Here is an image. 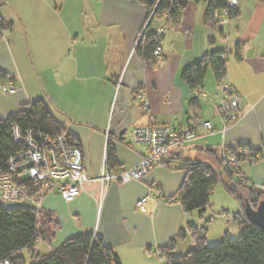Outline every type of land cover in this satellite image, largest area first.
<instances>
[{
    "label": "crops",
    "instance_id": "obj_1",
    "mask_svg": "<svg viewBox=\"0 0 264 264\" xmlns=\"http://www.w3.org/2000/svg\"><path fill=\"white\" fill-rule=\"evenodd\" d=\"M206 7L190 3L173 28L153 24L148 31L161 27L167 33L160 42L161 55L145 60L137 47L147 10L137 0H0V69L15 85L13 93H0V116L44 101L82 149L91 179L73 202L53 191L43 197V211L59 222L47 244L50 254L68 239L92 232L123 264H164L159 250L179 231H187L189 224L205 226L208 207L202 219L198 212L186 213L178 199L186 177L179 163L155 165L140 180L111 182L103 190L95 180L109 143L116 152L115 170L139 164L147 146L135 143L131 133L148 125L151 117L157 124L194 129L200 135L173 150L171 161L189 159L220 169L222 149L257 150L258 159H243L239 168L250 185L264 190V6L258 0H239V16L214 29L203 23ZM237 43L242 45L241 60L235 54ZM222 50L228 55L223 82L217 83L209 71L202 89H190L181 79L183 70ZM223 86L243 98L239 120L227 128L219 111ZM137 92L145 95L144 105ZM204 122L215 128L207 137H202ZM208 230L206 226L207 239ZM194 246L188 234L178 240L175 252L181 255Z\"/></svg>",
    "mask_w": 264,
    "mask_h": 264
},
{
    "label": "trees",
    "instance_id": "obj_2",
    "mask_svg": "<svg viewBox=\"0 0 264 264\" xmlns=\"http://www.w3.org/2000/svg\"><path fill=\"white\" fill-rule=\"evenodd\" d=\"M147 10L148 25L142 34L137 51L145 60L155 58L154 51L162 41L156 31H148L153 24L164 22L173 28L178 24L180 16L187 10L190 3L206 4L203 23L214 29L218 25L215 12L228 9L233 18L239 16V10L228 7L227 0H137ZM264 6V0H258ZM0 28H4L0 20ZM242 45L237 43L235 54L241 60ZM228 55L226 51H215L204 55L200 60L183 70L181 79L192 90L202 89L209 71L217 83H222L227 74ZM13 83L10 74L0 69V85ZM19 126L23 132L32 130L35 133L48 135L64 134L71 145L79 146L74 137L68 135L64 127L53 116L49 106L42 100L10 114L6 118L0 116V175L8 173V161L24 149L23 144L16 143L13 138V128ZM255 156L259 152L252 149ZM107 163L111 168L117 167V158L111 143L107 147ZM179 163L185 172V181L180 188L178 199L186 213L198 212L205 219L210 198L217 186L222 183L226 189L239 201L242 213L236 214L240 235L237 239L226 236L220 243L209 245L205 235L206 228L198 230L189 224L187 231H179L176 239L159 250V257L164 264H264V234L252 223L246 213L247 204L256 208L264 199L263 188L250 185L241 172H231L222 166L217 169L210 163L184 159L166 161L170 166ZM222 173V174H220ZM162 196L160 197V199ZM211 216V215H210ZM209 217V216H208ZM208 222L206 218L205 223ZM209 223V222H208ZM59 228L56 217L43 209L37 213L32 206L7 207L0 203V260L10 258L14 264H28L22 250H28L31 264H123L119 255L108 247L102 238L92 232L75 236L55 249L50 255L41 256L35 251L39 242L51 244ZM190 234L195 246L184 254H177L178 240L187 238Z\"/></svg>",
    "mask_w": 264,
    "mask_h": 264
},
{
    "label": "built area",
    "instance_id": "obj_3",
    "mask_svg": "<svg viewBox=\"0 0 264 264\" xmlns=\"http://www.w3.org/2000/svg\"><path fill=\"white\" fill-rule=\"evenodd\" d=\"M227 5L231 9L239 10V0H227ZM215 16L218 19V26L221 27L228 26L233 18L228 9L216 11ZM156 33L163 37L167 29L159 27ZM0 36L3 37L2 28H0ZM161 52L162 47L159 44L154 51V56L159 57ZM14 91L13 83L0 85V93L3 95ZM221 94L222 103L219 111L225 122L224 128H227L239 120L243 98L228 86L221 88ZM136 99L143 105L146 102L145 95L141 92L136 93ZM150 119L151 122L148 125L136 127L131 133L135 143L147 146V154L142 157L136 167L120 170L111 168L105 157L101 174L95 179L99 182L101 190L111 182L125 183L140 180L153 166L169 161L173 150L200 137L194 129L160 125L154 122L153 117ZM201 127L206 132L202 137H207L215 131L210 122L202 123ZM13 138L16 143L23 144L25 147L9 159L8 173L0 175V202H26L39 213L42 210L43 197L48 192H57L66 202H73L85 192V185L91 179L85 171L83 151L79 146L71 145L66 135H48L35 133L32 130L23 132L19 126H14ZM220 158L223 167L238 173L241 161L243 159L253 161L255 156L249 147L243 146L235 150L222 149ZM160 197L161 192H157V198L160 199ZM144 201L146 198L142 199L138 205ZM216 217V215L209 216L208 222H213ZM219 217L227 218L225 214H220ZM208 222L198 230L205 229ZM0 264H14V262L10 258H5L0 260Z\"/></svg>",
    "mask_w": 264,
    "mask_h": 264
},
{
    "label": "rangeland",
    "instance_id": "obj_4",
    "mask_svg": "<svg viewBox=\"0 0 264 264\" xmlns=\"http://www.w3.org/2000/svg\"><path fill=\"white\" fill-rule=\"evenodd\" d=\"M210 199H211V206H208V212H210L209 215L211 216L216 215L217 217L213 222H209L207 224L209 228L208 244L215 245L217 243H220L227 235L231 239H237L240 235V228L238 221L235 219V216L236 214L242 213V208L239 201L236 199V197L233 194H231L226 189V187L222 183H220L217 186V189L214 190ZM3 204L5 205V203ZM23 204H28V203L24 202ZM223 212L228 213L229 217L220 218L219 216ZM208 216L206 218H208ZM227 222H229V225L227 224ZM184 245H188V242L186 241ZM48 248L49 246L47 244L40 242L36 248V252L40 253L41 255H50ZM177 251L178 253H180L179 249ZM23 255L27 263L31 264L32 259L30 253H28V251H25Z\"/></svg>",
    "mask_w": 264,
    "mask_h": 264
},
{
    "label": "water",
    "instance_id": "obj_5",
    "mask_svg": "<svg viewBox=\"0 0 264 264\" xmlns=\"http://www.w3.org/2000/svg\"><path fill=\"white\" fill-rule=\"evenodd\" d=\"M246 213L252 223L259 227L264 234V199L258 203L256 208H252L250 204H247Z\"/></svg>",
    "mask_w": 264,
    "mask_h": 264
}]
</instances>
